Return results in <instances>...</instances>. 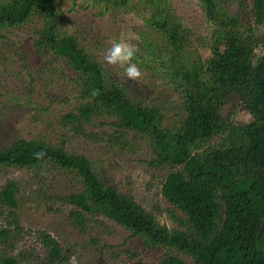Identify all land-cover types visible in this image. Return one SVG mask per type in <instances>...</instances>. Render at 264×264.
I'll list each match as a JSON object with an SVG mask.
<instances>
[{
	"label": "trees",
	"instance_id": "16d2710c",
	"mask_svg": "<svg viewBox=\"0 0 264 264\" xmlns=\"http://www.w3.org/2000/svg\"><path fill=\"white\" fill-rule=\"evenodd\" d=\"M81 1L100 16L125 13L144 20L146 29L133 43L139 49L135 62L148 80H163L174 90L176 111L131 88L83 34L71 32L59 0H0V48L6 32L35 23L33 46L64 61L76 85V105L58 125L86 134L101 119L115 127L110 143L120 149L131 134L140 137L152 153L147 163L167 170L162 193L183 213L182 227L162 222L109 182L103 164L72 152L65 138L7 141L0 145V168L32 172L42 185L40 196L70 206L69 218L81 232L92 219L106 217L145 246L165 251L158 264H264V228L258 241L264 219V0H199L209 31L207 58L191 52L193 31L171 0ZM232 98L251 121L236 123L224 114ZM41 150L44 161L33 155ZM20 193L15 179L0 186L3 264L31 261L26 250L19 259L14 254L26 239ZM35 233L46 253L42 264H69L71 256L56 237Z\"/></svg>",
	"mask_w": 264,
	"mask_h": 264
},
{
	"label": "rangeland",
	"instance_id": "374dc122",
	"mask_svg": "<svg viewBox=\"0 0 264 264\" xmlns=\"http://www.w3.org/2000/svg\"><path fill=\"white\" fill-rule=\"evenodd\" d=\"M171 2L184 25L193 31L191 52L196 57L207 58L210 54L209 31L199 0ZM59 3L68 29L83 34L89 45H93L91 49L103 60L112 40L123 34L125 38L131 37V43H134L136 33L146 29L144 20L131 14L100 16L97 9L81 0H59ZM248 16L250 12L247 18L251 20ZM35 26L31 23L6 32L0 48V145L19 136L65 138L72 152L100 161L109 182L155 212L162 222L181 228L183 213L162 193V179L167 170L147 163L152 153L146 142L131 134L127 148L112 146L110 137L115 127L102 124L101 119L89 125L86 134L68 131L58 125L59 117L76 105V85L71 79L72 70L64 61L37 52L33 46ZM263 29L259 27L260 32ZM257 53H262V49L258 48ZM108 66L127 79L123 68ZM130 81L129 86L138 89L142 96L155 102H167L176 111L179 101L174 90L163 80H148L144 74L139 82ZM170 99L175 100L168 101ZM223 112L236 123H247L252 119L250 112L236 98L226 104ZM8 179H15L21 185L19 212L26 236L14 254L19 259L21 250L31 253V261L20 264L44 262L46 253L36 237L37 230H46L56 237L68 254L76 257L77 264H158L165 253L145 246L130 230L106 217L92 219L87 232L83 233L69 218L70 206L40 196L42 185L32 172L0 168V186ZM68 185L71 188L70 181ZM50 207L59 210L53 211ZM0 264L3 263L0 261Z\"/></svg>",
	"mask_w": 264,
	"mask_h": 264
},
{
	"label": "clouds",
	"instance_id": "9594fccd",
	"mask_svg": "<svg viewBox=\"0 0 264 264\" xmlns=\"http://www.w3.org/2000/svg\"><path fill=\"white\" fill-rule=\"evenodd\" d=\"M111 47H109L104 55V61L108 65L118 66L123 68L124 75L128 80L139 82L144 73L135 62L137 53L139 51L138 47L131 43V37L125 38L123 34L119 39L112 40ZM34 158L38 161H44L47 153L43 150L35 152ZM42 175H46V171H42ZM69 264H77V259L72 256Z\"/></svg>",
	"mask_w": 264,
	"mask_h": 264
},
{
	"label": "water",
	"instance_id": "95a60500",
	"mask_svg": "<svg viewBox=\"0 0 264 264\" xmlns=\"http://www.w3.org/2000/svg\"><path fill=\"white\" fill-rule=\"evenodd\" d=\"M263 228H264V219L262 221V225H261V228H260L259 233H258V241L260 239V236H261V233H262Z\"/></svg>",
	"mask_w": 264,
	"mask_h": 264
}]
</instances>
